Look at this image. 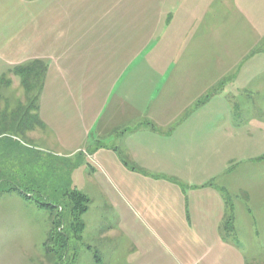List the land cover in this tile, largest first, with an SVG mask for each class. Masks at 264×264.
<instances>
[{
	"label": "crops",
	"instance_id": "1",
	"mask_svg": "<svg viewBox=\"0 0 264 264\" xmlns=\"http://www.w3.org/2000/svg\"><path fill=\"white\" fill-rule=\"evenodd\" d=\"M34 60L45 129L89 156L132 264H247L223 188L264 198V123L234 115L264 96V0H0V68Z\"/></svg>",
	"mask_w": 264,
	"mask_h": 264
},
{
	"label": "rangeland",
	"instance_id": "2",
	"mask_svg": "<svg viewBox=\"0 0 264 264\" xmlns=\"http://www.w3.org/2000/svg\"><path fill=\"white\" fill-rule=\"evenodd\" d=\"M2 77L1 106L6 102L28 109L36 90L26 91L12 69L0 68ZM252 98L258 104L234 106L238 123H264V96ZM27 125L34 128L5 130L0 123V264H132L139 250L131 249L133 240L119 229L117 215L91 177L95 166L89 156L65 155L44 125ZM263 151L259 145L254 155ZM257 163L254 167L264 170V160ZM251 167L244 162L239 172L246 176ZM74 190L94 200L89 218L71 214ZM223 190L230 210L222 228L225 238L238 245L247 264H264V198L240 207L242 198L230 187Z\"/></svg>",
	"mask_w": 264,
	"mask_h": 264
},
{
	"label": "trees",
	"instance_id": "3",
	"mask_svg": "<svg viewBox=\"0 0 264 264\" xmlns=\"http://www.w3.org/2000/svg\"><path fill=\"white\" fill-rule=\"evenodd\" d=\"M16 74L20 76L21 86L26 89V91L31 92L36 90L35 94L31 95L32 105L28 106V109L23 111V105L18 104L17 106H12L5 102L1 106L0 102V123L1 127L5 130L8 128H34V125L30 128L27 127V123H39L44 125L39 113V96L44 83V78L46 74V66L43 61L34 60L24 65H18L12 68ZM4 77L0 78V83ZM7 80V85L10 83ZM11 84V83H10ZM20 103V102H19ZM70 204L72 207L71 214L77 217H81L86 214L90 206L91 199L87 194L74 190L70 194ZM41 206L53 207L52 203L41 202Z\"/></svg>",
	"mask_w": 264,
	"mask_h": 264
}]
</instances>
